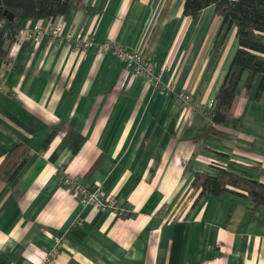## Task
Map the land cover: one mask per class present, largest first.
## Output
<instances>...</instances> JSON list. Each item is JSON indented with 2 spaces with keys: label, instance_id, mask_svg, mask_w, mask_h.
<instances>
[{
  "label": "crops",
  "instance_id": "0c3cea01",
  "mask_svg": "<svg viewBox=\"0 0 264 264\" xmlns=\"http://www.w3.org/2000/svg\"><path fill=\"white\" fill-rule=\"evenodd\" d=\"M84 5L96 14L74 10L56 37L19 40L0 57V162L18 145L30 155L13 187L0 180V264H264V207L234 194L193 207V176L216 163L256 168L264 183L259 79L247 99L242 76L216 127L228 140L198 139L238 49L235 27L213 6L184 16L182 0ZM105 42L139 52L172 91L135 77ZM67 178L130 215L79 204Z\"/></svg>",
  "mask_w": 264,
  "mask_h": 264
},
{
  "label": "trees",
  "instance_id": "16d2710c",
  "mask_svg": "<svg viewBox=\"0 0 264 264\" xmlns=\"http://www.w3.org/2000/svg\"><path fill=\"white\" fill-rule=\"evenodd\" d=\"M183 14L192 19L204 9L213 6L215 14L222 19L223 26L236 30L238 49L208 114L209 122L198 132L202 142L210 139L228 140V136L217 131L228 119L237 87L246 74L243 90L248 99L258 81L254 96L261 101L264 95V62L256 53L264 55V0H182ZM74 10H85L90 15L96 11L84 5V0H0V57L7 54L10 44L17 42L16 36L24 25L35 22L67 19ZM13 16L12 21L8 15ZM29 25V26H30ZM238 121L234 122L237 128ZM29 151L24 145L10 150L0 162V180L13 187L22 169L29 160ZM215 173H196L191 187L199 191L193 207L207 197H222L225 194L241 196L253 204V208L264 207V183L259 180L260 172L253 167L236 163H216Z\"/></svg>",
  "mask_w": 264,
  "mask_h": 264
},
{
  "label": "built area",
  "instance_id": "2783aa9c",
  "mask_svg": "<svg viewBox=\"0 0 264 264\" xmlns=\"http://www.w3.org/2000/svg\"><path fill=\"white\" fill-rule=\"evenodd\" d=\"M61 31V24L45 21L44 25L33 26L32 28H22L16 36L17 41L23 40L26 42L38 40L42 34H46L50 39L54 38ZM81 47L89 48L93 46V40L88 37H83L79 41ZM106 49H112L119 61L125 64V67L131 73L144 80L155 87L159 92H171V86H163L156 75L155 68L147 64L139 52H129L120 46H115L111 42H105ZM185 102H191L188 96L182 97ZM65 186L69 187L77 196L79 204L84 206H92L101 211H111L119 216H128L131 213L129 208L119 207L114 199L103 197L101 188L99 186L87 187L79 184L76 180L64 179ZM62 241H56L54 249L49 256L45 258L46 263H50L56 255L57 248L61 245Z\"/></svg>",
  "mask_w": 264,
  "mask_h": 264
},
{
  "label": "water",
  "instance_id": "95a60500",
  "mask_svg": "<svg viewBox=\"0 0 264 264\" xmlns=\"http://www.w3.org/2000/svg\"><path fill=\"white\" fill-rule=\"evenodd\" d=\"M7 18H8L9 21H12L13 16L11 14H9Z\"/></svg>",
  "mask_w": 264,
  "mask_h": 264
}]
</instances>
